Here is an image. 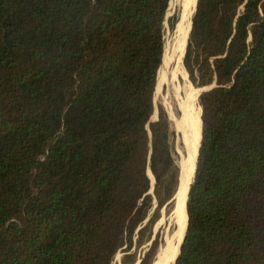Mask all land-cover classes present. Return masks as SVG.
<instances>
[{"label":"trees","instance_id":"obj_1","mask_svg":"<svg viewBox=\"0 0 264 264\" xmlns=\"http://www.w3.org/2000/svg\"><path fill=\"white\" fill-rule=\"evenodd\" d=\"M170 1L0 0V264H113L151 180L174 198L175 133L152 120ZM184 65L215 87L175 264H264V0H198Z\"/></svg>","mask_w":264,"mask_h":264},{"label":"rangeland","instance_id":"obj_2","mask_svg":"<svg viewBox=\"0 0 264 264\" xmlns=\"http://www.w3.org/2000/svg\"><path fill=\"white\" fill-rule=\"evenodd\" d=\"M184 3L185 0L170 1L167 12V21L165 22V46L166 44H169L171 48H174L176 45L177 25L183 17L184 11L182 8L184 6ZM174 18H177L178 22L174 28H171L170 19ZM190 31L191 28L183 37L179 47V58H177L176 63L171 66L172 70L170 77L172 79V86H168V84L165 83L164 77L161 75L160 68L158 91L157 89H155L156 91L154 94L155 112L152 118L153 121L158 120L161 111H163L168 116L171 122V129L175 133L174 137L172 138V144L174 148L175 159L179 167L182 163L181 161H183L186 151L185 134H188L189 132V122L185 115L184 107L181 102L182 100L184 101L186 99L189 91L191 90H197L198 104L201 108L200 122L202 116V107L199 101V88L193 85L190 74L186 70V67L184 65L185 49L183 50L182 54H180L182 44L189 37ZM186 80L189 88L186 84ZM150 194L153 198L152 207L150 209L148 218L139 228V230L143 229L144 227L146 228L141 234H139L138 231L135 233L133 245L129 252L125 253L124 251H120L116 255L113 264H123L122 260L126 254L130 255V259L128 262L129 264H138L153 247V244H155V249L154 255L150 260V264H155L157 256L166 253L169 238H173L176 233V227L174 224H172L173 209L175 208V198L167 202L161 209H158V203L155 198L154 180L153 182L151 180ZM161 249L162 251H160Z\"/></svg>","mask_w":264,"mask_h":264},{"label":"bare ground","instance_id":"obj_3","mask_svg":"<svg viewBox=\"0 0 264 264\" xmlns=\"http://www.w3.org/2000/svg\"><path fill=\"white\" fill-rule=\"evenodd\" d=\"M197 1L198 0H185L184 6L182 8L184 11L183 17L177 25L176 45L174 48H171L169 44H166L165 46L162 65H161V75L164 77L165 83L168 84V86L170 85L172 86V79L170 77L172 70L171 66H173V64L176 63V59L179 58V47L181 41L185 36V34L192 27V16L194 15V10L196 8ZM187 41L188 38L185 40L182 46L185 43L187 44ZM186 44L185 46L187 48ZM186 84H187V80H186ZM199 91H201V89H199ZM181 103L184 107V112L189 122L188 125L189 132L187 131L188 134H185L186 151L183 161H181L182 163L180 164L179 186L175 195V208L173 209L172 224H174L176 227V233L173 236V238L171 237L169 238V242L167 241L168 248L166 250V253L157 256L155 264H174L176 258L179 255L180 247L183 238L185 236L187 222H188V215L186 210L187 196H188L190 184L195 174L196 159L198 156L197 153H199L198 147H200L199 130L201 126V122H200L201 108L198 104L197 90L189 91V94L187 95L186 99L184 101L182 100ZM201 139H202V134H201ZM160 251H162V249Z\"/></svg>","mask_w":264,"mask_h":264},{"label":"water","instance_id":"obj_4","mask_svg":"<svg viewBox=\"0 0 264 264\" xmlns=\"http://www.w3.org/2000/svg\"><path fill=\"white\" fill-rule=\"evenodd\" d=\"M197 2H198V1H197ZM196 6H197V5H196ZM195 11H196V8H195V10H194V13H195ZM192 18H193V16H192ZM188 38H189V37H188ZM187 47H188V41H187ZM186 52H187V48H186ZM186 52H185V54H186ZM184 57H185V56H184ZM214 87H215V84H214L213 86H211V87H208V88H199V89H201V92H200V94H199V97H200V95H201L203 92H205V91H209V90H211V89L214 88ZM199 150H200V147H199ZM198 157H199V153H198L197 160H196V166H197ZM148 171L151 172L150 168H148ZM148 171H147V174H148ZM151 173H152V172H151ZM195 174H196V170H195ZM195 174H194V176H193V180H192V182H191V184H190V187H191V185H192V183H193V181H194ZM154 183H155V180H154ZM190 187H189V191H190ZM188 197H189V192H188V196H187V203H188ZM174 198H175V196H174ZM186 210H187V204H186ZM187 215H188V212H187ZM187 228H188V222H187ZM187 228H186V232H187ZM186 232H185V235H186ZM184 239H185V236H184V238H183L182 244H183V242H184ZM182 244H181V246H182ZM180 252H181V247H180ZM180 252H179V255H180ZM179 255H178V256H179ZM177 258H178V257H177ZM177 258H176V260H177ZM176 260H175L174 264L176 263ZM138 264H140V262H139Z\"/></svg>","mask_w":264,"mask_h":264}]
</instances>
